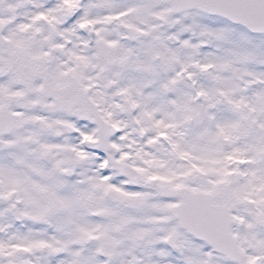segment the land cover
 Wrapping results in <instances>:
<instances>
[{"label":"snow or ice","instance_id":"snow-or-ice-1","mask_svg":"<svg viewBox=\"0 0 264 264\" xmlns=\"http://www.w3.org/2000/svg\"><path fill=\"white\" fill-rule=\"evenodd\" d=\"M0 264H264V0H0Z\"/></svg>","mask_w":264,"mask_h":264}]
</instances>
